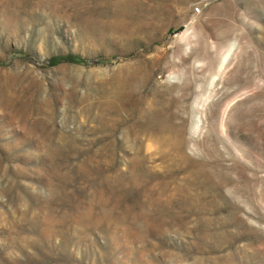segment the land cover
Segmentation results:
<instances>
[{"label":"rangeland","instance_id":"rangeland-1","mask_svg":"<svg viewBox=\"0 0 264 264\" xmlns=\"http://www.w3.org/2000/svg\"><path fill=\"white\" fill-rule=\"evenodd\" d=\"M0 264H264V0H0Z\"/></svg>","mask_w":264,"mask_h":264},{"label":"trees","instance_id":"trees-1","mask_svg":"<svg viewBox=\"0 0 264 264\" xmlns=\"http://www.w3.org/2000/svg\"><path fill=\"white\" fill-rule=\"evenodd\" d=\"M60 61H67V62H77V63H84V64H88V63H92V62H99V59H88L86 57H82L81 55L78 54H66L63 56H56L53 57L50 60V63L55 64L58 63Z\"/></svg>","mask_w":264,"mask_h":264},{"label":"built area","instance_id":"built-area-1","mask_svg":"<svg viewBox=\"0 0 264 264\" xmlns=\"http://www.w3.org/2000/svg\"><path fill=\"white\" fill-rule=\"evenodd\" d=\"M195 10L198 12L199 10H198V8H195Z\"/></svg>","mask_w":264,"mask_h":264},{"label":"bare ground","instance_id":"bare-ground-1","mask_svg":"<svg viewBox=\"0 0 264 264\" xmlns=\"http://www.w3.org/2000/svg\"><path fill=\"white\" fill-rule=\"evenodd\" d=\"M28 236V235H27ZM26 239V238H25Z\"/></svg>","mask_w":264,"mask_h":264}]
</instances>
